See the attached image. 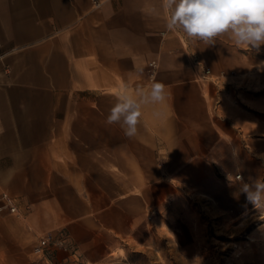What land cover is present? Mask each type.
Wrapping results in <instances>:
<instances>
[{
    "label": "crops",
    "instance_id": "1",
    "mask_svg": "<svg viewBox=\"0 0 264 264\" xmlns=\"http://www.w3.org/2000/svg\"><path fill=\"white\" fill-rule=\"evenodd\" d=\"M96 1L0 0V199L20 212H0V260L63 231L93 263L99 242L257 162L259 102H232L253 59L169 31L162 0ZM153 82L168 97L135 137L106 123L122 87Z\"/></svg>",
    "mask_w": 264,
    "mask_h": 264
},
{
    "label": "rangeland",
    "instance_id": "2",
    "mask_svg": "<svg viewBox=\"0 0 264 264\" xmlns=\"http://www.w3.org/2000/svg\"><path fill=\"white\" fill-rule=\"evenodd\" d=\"M240 49L257 66L241 77V93L232 102L245 113L251 107L248 94H253L259 102L255 111L260 114V133L255 135L260 143L254 152L257 162L246 175L242 171L219 173L214 198L193 192L153 209L132 231L99 242L93 263L69 239L75 254L58 250L48 261L34 256L33 242H28L26 247L11 249L16 255L7 250L0 264H264V214L245 199L241 180L236 178L243 174L242 182L248 183L264 177V45L259 50Z\"/></svg>",
    "mask_w": 264,
    "mask_h": 264
},
{
    "label": "clouds",
    "instance_id": "3",
    "mask_svg": "<svg viewBox=\"0 0 264 264\" xmlns=\"http://www.w3.org/2000/svg\"><path fill=\"white\" fill-rule=\"evenodd\" d=\"M162 8L167 13L166 28L182 32L193 42L211 46L227 35L236 47L245 50H259L264 45V0H162ZM167 97L166 85L161 82L135 90L124 86L116 94L106 123L120 125L124 135L133 138L142 110L163 104ZM240 191L264 214V177L248 183L241 178Z\"/></svg>",
    "mask_w": 264,
    "mask_h": 264
},
{
    "label": "built area",
    "instance_id": "4",
    "mask_svg": "<svg viewBox=\"0 0 264 264\" xmlns=\"http://www.w3.org/2000/svg\"><path fill=\"white\" fill-rule=\"evenodd\" d=\"M94 1L95 5L99 6L98 2L96 0ZM151 67L155 68V63H151ZM236 178L241 180L242 175H237ZM0 200V212L5 211L11 215L20 216L19 209L9 194L3 193ZM58 250L74 252L75 254V248L71 245L69 236L63 231L49 232L42 236L33 249V255L37 258H46L50 261L52 254Z\"/></svg>",
    "mask_w": 264,
    "mask_h": 264
}]
</instances>
